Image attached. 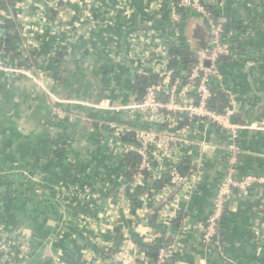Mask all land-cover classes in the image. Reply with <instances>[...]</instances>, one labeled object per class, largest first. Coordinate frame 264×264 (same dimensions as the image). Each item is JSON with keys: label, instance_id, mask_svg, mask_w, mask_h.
Instances as JSON below:
<instances>
[{"label": "crops", "instance_id": "0c3cea01", "mask_svg": "<svg viewBox=\"0 0 264 264\" xmlns=\"http://www.w3.org/2000/svg\"><path fill=\"white\" fill-rule=\"evenodd\" d=\"M201 2L233 25L238 57L222 63L216 86L236 101L231 117L240 126L236 176L262 179L227 199L218 226L221 242L204 244L199 237L228 168L226 131L195 123L186 137L199 146L182 147L175 158L159 153L156 173L130 183L119 176L125 170V154L117 151L122 140L106 125H131L128 115L89 107L84 111L95 119L87 122L75 104L55 102L95 105L103 90V100L129 105L137 99L131 92L134 75H161L154 67L168 68L169 43L192 37L199 16L172 4L165 11L158 0H16L0 12V38L7 22H15L13 44L18 47L19 28H27L39 53L36 66L45 71V90L28 78L9 83L0 75V264H140L143 249L130 236L151 241L160 236L149 213L163 199L159 220L175 218L179 210L186 213L179 228L162 226L169 237L162 248L173 246L171 264H264V0ZM63 51L59 70L64 73L57 80L47 69L51 57ZM140 55L146 58L137 60ZM17 60V52L0 49V63ZM185 125L180 122L177 130ZM64 142L65 153H54ZM187 157L195 173L185 192L156 191V202L141 192V186L162 177L168 163ZM61 163L77 170L78 179L59 178ZM26 247L21 258L10 259L13 251Z\"/></svg>", "mask_w": 264, "mask_h": 264}, {"label": "built area", "instance_id": "2783aa9c", "mask_svg": "<svg viewBox=\"0 0 264 264\" xmlns=\"http://www.w3.org/2000/svg\"><path fill=\"white\" fill-rule=\"evenodd\" d=\"M162 0H158L161 4ZM179 7L186 10L195 11L203 18L208 27L209 41L206 48H201L195 53L194 63L190 66L189 73L183 81L180 77L171 80L168 75V68L157 65L154 71L160 73L164 78L159 83L150 84L141 97L130 103L129 105H113L108 100H101L98 105H92L82 101L70 102L85 108H91L96 111H108L114 114L125 113L129 117L132 124L127 126L117 125L111 122L115 137L122 139L124 136L131 135L132 143L120 142L117 145V151L126 154L134 153L140 157V164L137 171H147L149 176L156 173L154 168V157L162 153L164 156H172L173 153L182 147H197L199 144L189 139L187 130L195 123H203L205 126L214 127L226 131L230 136V142L227 146L228 151V168L217 187L215 193L211 213L209 214L205 225L201 229L199 240L204 244H213L217 239L219 221L224 213L227 199L235 192H243L249 189L253 184L262 182V179L254 176H246L237 178L236 166L240 155L239 146L237 144V131L240 126L231 123V117L236 113V101L234 95L230 91H224L227 97V106L223 113H218L209 108L212 99L211 86L221 80V72L219 68V59L231 54L230 45L225 37V20L215 19L213 14L205 9L201 0H180ZM56 9V7L54 6ZM57 9H59L57 7ZM21 28V29H20ZM21 41L18 45V52L21 53L23 61L31 54L37 51L36 44L32 42L30 33L27 28L21 26ZM141 38V37H140ZM139 37L133 38V43ZM143 44H141V47ZM142 52V51H141ZM137 55V53L134 51ZM146 55L136 57L142 61ZM169 58L167 64H169ZM0 75L3 76L5 82L18 80L20 77L30 79L38 88L45 90L40 81L45 77V71L34 67L20 68L17 64L0 63ZM187 94L192 95L191 98ZM60 104L66 101L57 100ZM181 115H184L182 117ZM186 122L183 129L177 130L180 122ZM177 159V158H176ZM178 160L168 163L163 170L168 173V184L163 192L181 191L185 188L188 179L178 172ZM141 182V179L138 178ZM186 188L184 189L185 192ZM151 202H156V193L147 195ZM165 200V199H163ZM158 203V202H157ZM156 203V205H157ZM155 204V203H154ZM173 219V218H172ZM170 220H160L163 226H168ZM151 241V240H148ZM172 247L162 248L157 255L155 263H151L146 255V250L141 252L140 264H171ZM28 251V247L22 248L20 251H13L10 259L21 258ZM64 264V263H61Z\"/></svg>", "mask_w": 264, "mask_h": 264}, {"label": "trees", "instance_id": "16d2710c", "mask_svg": "<svg viewBox=\"0 0 264 264\" xmlns=\"http://www.w3.org/2000/svg\"><path fill=\"white\" fill-rule=\"evenodd\" d=\"M15 1L16 0H0V12L7 9L8 7H11ZM17 1L20 2L21 0H17ZM179 1L180 0H162V8L166 11V8L168 7V5L172 4V6H174L175 9H177L178 11H192V10H186L182 7H179L178 6ZM202 5L205 7L207 11L213 14L215 19H219V18L221 19L220 16L215 14V12L212 10L211 7L203 3ZM192 12L196 13L195 11H192ZM52 13L54 14V11ZM197 15L199 16L197 17V22L195 26L191 28L192 37L188 38L189 40L183 37H178L180 39H183L184 43L180 41L179 39V43L170 42L167 47L168 57L170 59L169 64H168V75L170 76L171 80H174L175 78L180 77V79L184 81L186 79V76L189 73L190 66L194 63L196 51L201 48H206L208 45L209 33H208L207 23L203 18H201L199 14ZM223 18L225 20V29H224L225 37H226L227 42L230 45L231 54L229 56L221 57L219 59L218 61L219 68H221L222 63L230 62L238 57V53H236L237 47L233 46L234 41L230 35L233 25L230 21L227 20L226 17H223ZM7 23H8L7 33L5 36L0 38V49L4 50L5 52H17L18 60L16 64L18 67L30 68V69H34V67L38 68L36 66L37 65L36 61H37L39 53L35 51V53L31 54L29 57H27L25 61H23L21 53L18 52V47L13 44L14 38H13L12 33L17 28V24L15 22L12 23L10 21ZM64 57H65L64 51L63 53L53 55V57H51V59L49 60V64L51 65V67L48 66V69L46 67V69L50 70V72L53 74V78L57 80H61V78L63 77L64 71L59 70V66L61 65V62L63 61ZM242 61L246 63L245 60L242 59ZM21 78H26V77H20L19 79ZM163 78L164 76L158 75V74H152V73H147V72H143V73L137 72L133 78L131 92L134 93L137 97H141L144 94L145 89L150 84L159 83ZM1 79L3 82H5L3 80V76H1ZM211 91H212V99L209 103V108L212 110H215L218 113H223L225 107L227 106V101L225 98L226 94L224 93L223 90L218 88L216 84L211 86ZM72 106L73 108H75V111L77 112L78 115H82L85 117L84 120H86L87 122L93 121V119H95L92 117H88V115L84 111L85 107L78 106V105H72ZM112 122H115V121H112ZM110 123L108 122L106 123V125L108 126V128L113 130V128H111L110 126ZM115 123L117 125H121L118 122H115ZM121 140L122 142H125V143L133 142V140L131 139V135L124 136L122 139H120V141ZM67 147H68V143L64 142L62 143L61 147L54 150V153L64 154ZM124 156L125 157H124L123 163L125 166V170L123 171L122 175H121V172H119L120 177L124 176L125 178L128 179L130 183L134 182V180L138 178H140L142 181H146L150 178L147 171H142V172L137 171L138 166L141 161L139 156L135 155L132 152L126 153ZM177 170L184 177V179H187L194 173L195 164L190 157H187V158L182 159L178 163ZM58 173H59V178H67V179L75 178L76 180L78 179L77 170L65 164H62V163L59 165ZM168 181H169L168 173L165 172L162 175V177L154 181V183L151 186L149 187L141 186L140 190L141 192H145L147 195H150L153 192L162 191L168 184ZM0 186H1V182H0ZM131 203L133 206L135 205V201H131ZM164 203H165V200L158 201L155 208H153L149 213V218L151 219L153 226L160 233V236L155 237L152 241H148L147 239H144L143 237L136 235V234H133L130 236L131 241L139 249L146 250L147 258L151 263H155L158 252L162 249V247L165 244H169L168 232L163 229L162 227L163 224L162 222H160L158 218V212L162 208ZM185 217H186L185 211L179 210L177 212L176 217L170 220L171 226H173L174 228H179L181 223L185 219ZM120 227L121 226L119 225L116 228V231L119 236H121V230L120 231L118 230L120 229ZM218 233L219 232H217V239H215L214 242L218 240L220 243L221 241L219 238L222 235L221 233L220 235ZM105 255L107 256L108 254H105ZM50 263L51 262L49 261H43L41 264H50ZM65 263L72 264L70 262L68 263V261Z\"/></svg>", "mask_w": 264, "mask_h": 264}, {"label": "rangeland", "instance_id": "374dc122", "mask_svg": "<svg viewBox=\"0 0 264 264\" xmlns=\"http://www.w3.org/2000/svg\"><path fill=\"white\" fill-rule=\"evenodd\" d=\"M22 26H24V25H22ZM25 27V26H24ZM40 83H41V85L44 87V89H45V85H44V78H42L41 79V81H40ZM58 100H60V99H58ZM64 101V100H63ZM55 102L56 103H59L58 101H56L55 100ZM65 103H70L69 101H66ZM69 186H71V184H65V188H63L61 191H62V193H64V191H66L67 190V188L69 187Z\"/></svg>", "mask_w": 264, "mask_h": 264}, {"label": "water", "instance_id": "95a60500", "mask_svg": "<svg viewBox=\"0 0 264 264\" xmlns=\"http://www.w3.org/2000/svg\"><path fill=\"white\" fill-rule=\"evenodd\" d=\"M103 94H104V92H103V90H101L99 96L93 101V103H94L95 105H98L99 102L102 100V98H103ZM232 120H233V122L235 123L236 118L233 117Z\"/></svg>", "mask_w": 264, "mask_h": 264}]
</instances>
